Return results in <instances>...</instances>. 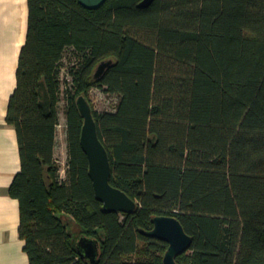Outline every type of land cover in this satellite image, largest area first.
<instances>
[{"label": "trees", "instance_id": "16d2710c", "mask_svg": "<svg viewBox=\"0 0 264 264\" xmlns=\"http://www.w3.org/2000/svg\"><path fill=\"white\" fill-rule=\"evenodd\" d=\"M27 0L28 27L6 123L20 171L19 203L29 264H162L167 244L140 230L176 218L192 238L177 264H264V0ZM65 179L54 159L66 50ZM113 66L93 79L96 66ZM103 87L113 112L92 109L111 166L110 184L137 202L106 213L80 146L76 99ZM69 222L78 229L76 236ZM99 242L93 261L80 237Z\"/></svg>", "mask_w": 264, "mask_h": 264}, {"label": "crops", "instance_id": "0c3cea01", "mask_svg": "<svg viewBox=\"0 0 264 264\" xmlns=\"http://www.w3.org/2000/svg\"><path fill=\"white\" fill-rule=\"evenodd\" d=\"M27 27V0H0V264H29L18 233L19 203L8 194L21 165L15 129L6 123Z\"/></svg>", "mask_w": 264, "mask_h": 264}, {"label": "water", "instance_id": "95a60500", "mask_svg": "<svg viewBox=\"0 0 264 264\" xmlns=\"http://www.w3.org/2000/svg\"><path fill=\"white\" fill-rule=\"evenodd\" d=\"M106 1L78 0L79 4L88 10H95ZM154 1L142 0L138 7L146 9ZM112 66L113 60L100 62L94 70L93 79H101ZM76 106L82 118L80 146L88 161V174L96 199L102 204V210L106 213H134L137 210V202L110 184V161L108 153L98 137L90 103L83 95H80L76 99ZM151 222L153 228L150 231L140 230V233L167 244L162 264H177L176 258L189 250L192 238L185 233L180 222L174 217L154 216ZM76 249L79 257L85 261L93 262L99 256V242L95 239L80 237L77 240Z\"/></svg>", "mask_w": 264, "mask_h": 264}, {"label": "rangeland", "instance_id": "374dc122", "mask_svg": "<svg viewBox=\"0 0 264 264\" xmlns=\"http://www.w3.org/2000/svg\"><path fill=\"white\" fill-rule=\"evenodd\" d=\"M76 63V57L72 50L68 49L65 51L63 59L60 64V79L62 82L60 102L58 105L59 112V125L57 126L56 132V147L54 153V159L58 166L59 177L62 173L65 175L67 165V147H66V86L69 84V68ZM94 74V72H93ZM88 102L91 108L97 112H113L118 103V97L110 95L104 91L103 87H95L90 90L88 95ZM64 171V172H63ZM70 231L76 236L79 235V229L72 223L69 222Z\"/></svg>", "mask_w": 264, "mask_h": 264}, {"label": "built area", "instance_id": "2783aa9c", "mask_svg": "<svg viewBox=\"0 0 264 264\" xmlns=\"http://www.w3.org/2000/svg\"><path fill=\"white\" fill-rule=\"evenodd\" d=\"M63 172H64V171H63ZM60 178H61L62 180L65 179V175H64V173H62V176H60Z\"/></svg>", "mask_w": 264, "mask_h": 264}]
</instances>
